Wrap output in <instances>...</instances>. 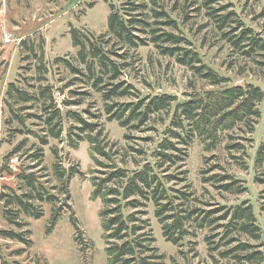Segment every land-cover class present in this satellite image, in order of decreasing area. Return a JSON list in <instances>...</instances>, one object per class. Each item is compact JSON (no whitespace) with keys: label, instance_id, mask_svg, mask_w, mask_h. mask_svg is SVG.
<instances>
[{"label":"rangeland","instance_id":"1","mask_svg":"<svg viewBox=\"0 0 264 264\" xmlns=\"http://www.w3.org/2000/svg\"><path fill=\"white\" fill-rule=\"evenodd\" d=\"M129 1H145L152 6L150 0H0V37L4 33L13 35V41L7 44L0 39V231L28 229L30 233L24 235L32 240L28 246L0 235V264H106L98 216L101 203L99 199L90 198V178L100 175L97 172L100 168L90 156L87 140L80 141L76 149L68 145L66 131L78 123L66 112L73 110L88 121L101 123L104 142L108 143L109 151L115 153L113 157L118 165L134 169L145 162L155 163L153 152L165 136L164 130L174 103L168 115L157 113L153 120L139 129L121 127L116 120L107 119L104 100L100 92L91 87L90 81L86 78L73 80L74 75L63 62H55V58L63 57L78 64L75 57L78 49L73 46L70 29L74 27L90 33L89 36L95 40L106 33L109 4L113 3L120 10ZM206 1L160 0V7L177 25L172 29L163 27L184 37L186 42L181 46L197 52L200 64L207 65L226 81L212 84L189 66L180 64L175 57L160 53L153 43L148 42L129 50L126 59L129 64L115 82L131 84L140 97L166 93L175 96L178 102L187 100L194 92L248 83L258 86L264 93V52L246 56L232 47L223 36L236 26V32L241 28H250L264 40V0H210L205 5ZM212 10L220 15L232 13L224 28L220 29L215 18L209 14ZM44 86L50 87L57 101L61 97L81 101L78 105H60L62 136L58 139L48 136L44 130L47 126L42 98L24 103L14 92L18 88L35 93L38 97L39 90ZM12 88L11 95L8 90ZM72 91L87 94L75 95ZM114 101L135 102L136 99L125 96ZM257 108L260 115L252 132H244L241 127L220 132L219 143L211 150H204L203 144L195 138L186 150L184 162L169 167L166 172L178 174L181 171L183 174L178 175L184 180L165 182V186L171 196L176 193L173 189L186 192L188 197L180 207L197 209L196 216L221 207L226 210L236 205H251L259 238L254 239L236 230L221 238L224 235L222 225L227 223L228 218L210 225L206 223L202 228L190 219L185 227L191 234L174 245L162 236L161 224L154 217L153 207L149 204L147 217L156 238V247L166 254L165 264H171L173 260L178 264H257V261L246 262L237 257L221 256V251L240 242L251 245L250 250L262 251L260 264H264V174L263 169L255 165L256 152L264 144V100L257 104ZM17 115L23 117V122L19 121ZM27 129L31 132H26ZM32 131L37 135L45 134L47 144H42ZM126 135L131 137L127 138ZM227 143H240L243 148L228 150L225 148ZM51 147L58 150L64 167L74 165L83 172V176L75 175L68 182L69 203L78 220V236L83 251L74 240L70 211L66 207L49 234L46 227L51 217V204L35 201L43 213L39 218L18 213L17 220L26 223L22 228L10 224L5 218L7 209L10 211L17 207L13 202L5 205V200L10 198L12 201L11 195L14 193L29 191L15 174L17 172H32L50 193L62 197L58 191L60 182L53 170L56 159ZM133 149H141L143 153L138 154ZM35 153H40L37 159ZM208 169L212 170L208 172ZM211 173L229 174L238 180L236 185L244 188L240 192L225 191L217 184L202 180ZM222 213L223 210H220L213 216Z\"/></svg>","mask_w":264,"mask_h":264},{"label":"trees","instance_id":"2","mask_svg":"<svg viewBox=\"0 0 264 264\" xmlns=\"http://www.w3.org/2000/svg\"><path fill=\"white\" fill-rule=\"evenodd\" d=\"M160 0H150L149 3L142 1L135 3L129 1L118 10L113 3L109 4L110 12L107 18V29L105 34L93 40L89 34L72 27L70 34L73 46L77 50L76 59L78 64L63 57L55 58V62L61 61L65 67L74 75L73 80L80 81L86 78L96 92H100L104 100V110L108 120H116L121 127L127 129H139L157 113H170L168 126L165 128V136L157 144L153 152L156 158L152 165L145 162L139 168L128 169L118 165L115 153L110 152L108 143L104 142V134L101 123L88 121L80 113L67 110L66 115L73 118L78 125L66 131L68 145L74 149L80 141L87 140L89 143L90 156L100 175L90 178L92 190L90 198L99 199L101 206L98 211L101 237L104 241V252L106 264H165L166 254L160 252L155 245L156 238L153 235L148 216L149 204L153 207V215L161 224L162 236L172 244H179L185 236L191 232L185 227L186 221L192 219L196 226L202 228L228 218L224 227L225 238L234 230L243 232L254 239L259 238V228L255 224V216L251 205H236L233 208L203 211L196 216L197 209H183V201L188 194L184 191L173 189L174 195L168 193L165 182L183 181L181 171L178 174L166 173L169 167L182 164L185 160L186 150L196 138L202 144L204 150H211L219 143V133L241 127L244 132H252L254 123L260 113L257 104L264 100L263 91L256 85H232L217 90H207L200 93L194 92L182 102H178L175 96L162 93L153 96L140 97L134 92L133 86L124 81L116 79L122 70L128 66L127 54L130 49L146 45L151 42L158 51L164 55L175 57L185 66H189L200 77L209 80L212 84H220L227 79L219 76L210 67L200 64L198 53L185 49L181 46L186 42L184 37L167 31L163 26L170 29L176 28L175 20L171 19L167 11L159 5ZM210 0H207L204 4ZM92 5V4H91ZM122 10V11H121ZM211 14L220 29L226 26L232 13ZM237 27L223 33L224 38L230 42L232 47L240 50L246 56H252L256 52H264V40L255 34L250 28ZM143 34V35H141ZM230 34V35H229ZM13 85V84H12ZM12 89L8 93L12 95ZM17 98L26 103L42 98V108L46 112L44 118L47 126L46 134L58 139L62 136V113L60 105L70 106L80 104V100L61 97L58 100L50 92V87L44 86L39 90V96L25 90L15 88ZM71 92V91H70ZM75 95H85L87 92L72 91ZM134 96L136 101L119 102L116 98ZM45 98V99H43ZM46 100V101H45ZM26 108V107H23ZM85 112H89L88 110ZM94 116V115H92ZM20 122L23 117L16 116ZM77 130V131H75ZM26 132H31L27 129ZM42 144H47V137L37 135L32 131ZM130 138V135H126ZM243 148L240 143H227L225 148L232 150ZM138 154L143 153L141 149H133ZM55 156L53 170L57 180L60 182L58 195L50 193L37 177L31 173L17 172V177L28 187L27 192L14 193L5 200V205L13 202L17 207L7 209L5 218L10 224L22 228L25 222L17 220L18 213L39 218L43 215L38 209L37 203L51 204V217L46 227L49 234L62 210L66 207L70 211L69 221L74 229V240L83 251L82 242L79 241L80 227L74 214L70 200L68 182L75 175L83 176V172L74 165L66 168L61 164L60 156L56 147H51ZM40 153H35L37 159ZM114 156V157H113ZM39 165V164H38ZM34 165V166H38ZM255 165L263 169L264 174V144L261 145L255 156ZM217 168V165H214ZM220 168V167H219ZM95 170V169H94ZM210 172L212 169H208ZM8 171H10L8 169ZM161 172L163 174H161ZM184 172V171H183ZM10 174L14 175L12 171ZM205 182L217 184L218 188L225 191L240 192L244 187L236 185L238 180L226 173H211L202 178ZM178 192V193H177ZM179 200V201H177ZM223 210L219 216H213L216 212ZM199 216V217H198ZM30 230L15 231L13 229L1 230L2 238L19 241L25 245H31L32 240L25 236ZM230 240V239H229ZM251 245L240 242L237 245L221 251L222 257L232 256L246 262L263 260L262 251L250 250ZM211 248V247H210ZM217 247H212L215 249ZM241 252L243 254L238 253ZM245 252V253H244ZM171 264H178L173 260Z\"/></svg>","mask_w":264,"mask_h":264},{"label":"built area","instance_id":"3","mask_svg":"<svg viewBox=\"0 0 264 264\" xmlns=\"http://www.w3.org/2000/svg\"><path fill=\"white\" fill-rule=\"evenodd\" d=\"M1 41L5 44L10 43L13 41V35L12 33H4L1 37H0Z\"/></svg>","mask_w":264,"mask_h":264}]
</instances>
